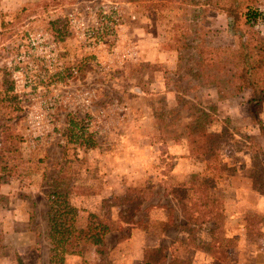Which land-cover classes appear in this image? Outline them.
<instances>
[{
    "label": "rangeland",
    "instance_id": "obj_1",
    "mask_svg": "<svg viewBox=\"0 0 264 264\" xmlns=\"http://www.w3.org/2000/svg\"><path fill=\"white\" fill-rule=\"evenodd\" d=\"M163 4L0 0V91L17 97L5 117L14 137L0 171V264H120L106 228L124 237L149 232L169 258L185 255L191 264H213L212 238L231 264H264L262 255L236 251V231L252 218L256 238L264 221L249 193L236 206L232 192L247 180L264 195V134L247 111L251 91L219 101L193 64L200 37L236 48L238 35L201 3ZM256 8L264 37V0ZM206 113L210 131L222 134L210 147V169L195 152L194 127ZM258 117L264 122V104ZM179 171L187 172L182 180ZM183 180L222 199L221 224L188 226L163 189Z\"/></svg>",
    "mask_w": 264,
    "mask_h": 264
},
{
    "label": "trees",
    "instance_id": "obj_2",
    "mask_svg": "<svg viewBox=\"0 0 264 264\" xmlns=\"http://www.w3.org/2000/svg\"><path fill=\"white\" fill-rule=\"evenodd\" d=\"M259 0H160L163 5L180 6L182 4L196 5L201 3L211 10L224 14L232 21L235 33L238 35V46L232 48L229 46H210L203 37L194 42L192 47L195 52L193 61L195 76L198 78L201 86L211 88L215 91L217 99L233 100L242 98L247 88L251 91V97L247 100V111L252 122L260 128L264 134V122L258 117L262 112L264 104V37L260 36L254 27V23L261 15L256 8ZM197 39V38H195ZM196 41V40H195ZM188 46V45H187ZM182 47H186L182 45ZM16 95L7 89L0 91V171L7 170L8 153L10 151V141L14 137L12 127L5 121V117L10 114L13 105H17ZM6 110L7 113L5 112ZM10 118V117H8ZM210 116L204 114L201 126L196 125V143L195 152L203 158L206 166L210 169L214 158L210 152L211 145L220 141L221 133L211 132L209 126L212 121ZM209 119V120H207ZM195 132V131H194ZM219 163V160L217 161ZM212 170L217 172L218 166ZM56 193V191H54ZM164 192L167 196L176 200L180 206L183 218L188 222V226H204L208 224L218 225L223 222L222 199L212 198L207 189L202 194L192 185V181L183 180L166 183ZM129 207H131L129 205ZM128 211V208L126 209ZM124 213V212H123ZM58 214V213H57ZM120 217L121 213L118 214ZM59 216V215H58ZM59 218L55 217L52 228L60 223ZM128 219L123 217L124 222ZM250 221H253L251 218ZM250 221L246 223L247 233L253 234L250 228ZM128 222V221H127ZM252 226V225H251ZM253 229V228H252ZM117 231L116 228H106L102 233L106 235L109 232ZM59 231V235H60ZM78 234L87 235L83 229L77 230ZM261 236L260 231L255 232ZM88 236V235H87ZM83 238V237H82ZM189 244L194 240L187 238ZM187 241H177L179 248H184ZM176 251V250H175ZM210 254L213 258V264H231L226 249L217 238H212L209 246ZM183 255V254H182ZM185 256V255H184ZM177 254L169 258L166 249L162 247H147L142 254V264H191L188 257Z\"/></svg>",
    "mask_w": 264,
    "mask_h": 264
},
{
    "label": "crops",
    "instance_id": "obj_3",
    "mask_svg": "<svg viewBox=\"0 0 264 264\" xmlns=\"http://www.w3.org/2000/svg\"><path fill=\"white\" fill-rule=\"evenodd\" d=\"M184 161L187 162L188 164L190 162V160H188L187 158H185ZM175 171H178V169L176 168ZM179 172L181 173L180 174L181 177H178V179H176V180L184 179L183 176L187 172H182V171H179ZM163 189H164V187H163ZM232 192H234V197H233L234 200L233 201L236 204V206H238L240 203H242V201H243L242 200L243 199L242 192H245L247 194L249 193L252 196V203H253V201H255V204H257V206H262L264 209V195L260 194L259 190L254 188L251 183L247 182V180H246V183L244 185L235 186ZM252 203L250 201V205ZM235 213L237 215L242 214L238 210H236ZM260 213L264 216V210H263V212H260ZM238 218L239 217H237L235 220L237 221ZM240 228H241L240 230L236 231L240 235L239 239H238V247H237L236 251L238 253L241 252L242 254H249L251 256H257L258 254H259L258 256H260V255L264 256L263 248L260 249L254 245V242L256 243V240H258L260 242V244L264 245V221H262V224L259 227V231L261 233V236L257 235L256 238H255V236L247 233V228H246L245 224ZM133 232H134L133 234L132 233L127 234L126 235L127 237H124L125 235H123V233H121L119 231L110 232V233H107L105 235V237H106L105 240L107 241V244L110 246L117 245L116 249L121 251V252H119V254L122 257L120 259V261H123V262H121L120 264H133V262H134L133 257L135 258V260L138 263L141 262V264H142V254H143L144 249L147 247H159L158 243H153V242L149 241L150 239H152L151 234L149 232H139L137 230L133 231ZM130 235H131V237H129ZM135 241H136V245L134 247L132 245L134 244ZM259 246H261V245H259ZM74 260H75L74 258H72L70 261L68 260L69 261L68 264H76ZM239 262L243 264L242 259H240Z\"/></svg>",
    "mask_w": 264,
    "mask_h": 264
},
{
    "label": "built area",
    "instance_id": "obj_4",
    "mask_svg": "<svg viewBox=\"0 0 264 264\" xmlns=\"http://www.w3.org/2000/svg\"><path fill=\"white\" fill-rule=\"evenodd\" d=\"M260 12V11H259ZM260 16L257 18V20L255 21V23H254V27H255V29H257L258 27H259V24H260V20L262 19V13L260 12Z\"/></svg>",
    "mask_w": 264,
    "mask_h": 264
}]
</instances>
